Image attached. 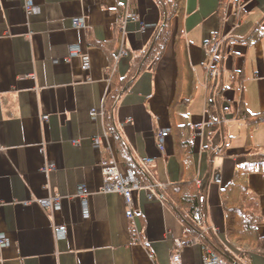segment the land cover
<instances>
[{
	"label": "crops",
	"instance_id": "1",
	"mask_svg": "<svg viewBox=\"0 0 264 264\" xmlns=\"http://www.w3.org/2000/svg\"><path fill=\"white\" fill-rule=\"evenodd\" d=\"M24 6V0H0V236L7 240L0 246V264H172L184 230L159 191L177 184L185 170L174 128L187 122L201 180L208 171L209 136L212 147L219 141L216 113L205 110L206 42L220 48L214 67L215 83L224 87L221 111L240 97L250 113L264 114V0H184L169 23L163 55L120 98L116 127L131 165L143 168L150 180L131 194L133 220L126 218L120 194L102 193L101 166L114 161L120 170L134 168L120 161L103 114L92 119L90 112L103 109L108 70L126 76L132 58L150 45L162 24L157 1L31 0L28 13ZM79 20L82 28L74 26ZM198 39L205 53L196 56ZM121 48L128 54L118 59ZM82 57L89 60L86 71ZM195 64L203 70L204 115L191 116L189 104L185 112L170 114L174 97L189 100L185 70H195ZM223 112L229 146L211 162L206 197L207 224L226 243L219 193L247 162L241 156L245 123ZM231 129L239 134L233 147ZM160 131L168 132L163 151L157 146ZM251 143L264 146V122L252 130ZM82 187L85 203L77 197ZM247 188L257 199V233L264 238L263 177L252 174ZM52 197L59 200L54 212L39 204ZM57 226L67 230L61 240L54 234ZM180 256V264H202L197 243ZM250 262L264 264V257L251 255Z\"/></svg>",
	"mask_w": 264,
	"mask_h": 264
},
{
	"label": "trees",
	"instance_id": "2",
	"mask_svg": "<svg viewBox=\"0 0 264 264\" xmlns=\"http://www.w3.org/2000/svg\"><path fill=\"white\" fill-rule=\"evenodd\" d=\"M162 17V24L154 34L150 45L139 55L132 58L126 76L118 77L111 67L108 70L110 88L103 104V125L108 134L116 140L117 154L123 164L133 167L138 180L142 184L150 182L149 176L140 166H132L130 151L123 144L122 137L115 124V111L120 98L128 92L136 77L150 64L157 62L163 55L164 49L170 39L169 23L177 12L183 9L184 0H156ZM223 6V5H222ZM222 9V8H221ZM221 13V12H220ZM219 13V14H220ZM221 20V16L219 18ZM105 49V44H97ZM220 61V60H219ZM221 62L217 63V66ZM206 85L205 110L215 112L214 124L219 129V141L215 147L211 145V135L205 147L208 159L207 174L199 180L195 175L193 164V145L189 140L188 124L174 128L178 139V149L181 155V167L183 176L174 185H169L159 191L161 200L181 223L187 233L184 239H197L203 254L214 253L220 256L226 264H251L250 256L264 257V238L257 233V225L261 218L258 212L257 199L248 193V178L252 174H259L264 179V146H254L251 143V132L255 126L264 122V114H252L244 106L239 97L234 106L227 101L228 108L223 111H231L233 119H242L246 127V138L242 157L246 164L235 169L230 182L220 190L219 197L224 214L223 243L215 231L207 224V192L212 178L211 162L217 155H223L229 146L230 138H226L223 126V111L221 105L226 102L222 97L224 87H218L209 91ZM189 100L179 101L174 97L170 105V114L185 112ZM217 150V151H216ZM198 210L201 215V224L193 219V212Z\"/></svg>",
	"mask_w": 264,
	"mask_h": 264
},
{
	"label": "built area",
	"instance_id": "3",
	"mask_svg": "<svg viewBox=\"0 0 264 264\" xmlns=\"http://www.w3.org/2000/svg\"><path fill=\"white\" fill-rule=\"evenodd\" d=\"M25 2V10L26 12H30L32 10L31 8V0H24ZM74 26L76 28H82L83 24L81 20L75 22ZM204 48L208 53V60L205 66V72H206V80L207 83H215L217 81L218 77V71L215 69L214 64L216 63L217 59V51L215 49V46L213 49L210 47L209 42L204 43ZM211 48V49H210ZM77 52L73 51L71 55L75 54ZM128 54L127 50L125 48H121L118 52L117 58L119 59L120 57L126 56ZM82 65L81 69L86 71L89 69V60L87 57H82ZM102 110H92L90 112V116L92 119L97 118L98 116H102ZM210 124L208 125V127ZM168 136L167 131H160L157 134V146L160 151H163L164 146H163V141L164 139ZM151 161H147V163H150ZM52 167L48 166L47 171H51ZM101 173L103 177V186H102V193L104 194H120L125 202L126 205V213L125 216L129 220H133L134 218V213H133V204H132V197L131 194L132 192L140 189L142 186L138 180L136 171L134 169H126V170H120L118 165L114 162H108L104 163L101 166ZM78 199L80 200L81 203H85L88 193L85 188H81L77 194ZM151 199V197H150ZM39 204L46 210H49L51 212L57 211L59 209V200L57 197H52L47 200H41L39 201ZM193 219L197 224H201V215L198 210H195L193 212ZM66 227L65 226H57L54 227V234L58 240H61L64 238L66 234ZM132 231L133 228H132ZM137 234V232H136ZM186 232H183V235L186 236ZM138 235V234H137ZM192 243H198L197 239H180L176 242V248L177 252L175 255L172 256V264H180V259H181V251L183 248L189 246ZM7 244V240L3 237L0 236V246H3ZM202 254H203V249ZM202 264H226V262L218 255L214 253H206L203 254L202 257Z\"/></svg>",
	"mask_w": 264,
	"mask_h": 264
},
{
	"label": "rangeland",
	"instance_id": "4",
	"mask_svg": "<svg viewBox=\"0 0 264 264\" xmlns=\"http://www.w3.org/2000/svg\"><path fill=\"white\" fill-rule=\"evenodd\" d=\"M220 16L224 15L225 12V8L224 6H222V9H220ZM199 43L195 42V47H196V56H198L199 54H201V52H204V48H203V41L199 40ZM215 49L217 52H219L220 48L218 49L217 46H215ZM205 56V54H204ZM217 70V68H216ZM191 75H192V81H191ZM185 77L187 80L188 77V85H187V89H186V95L189 97V105H188V112L191 116H194L196 118H202L204 115V91L202 89V84H203V70L199 69V66H197L195 64V70H185ZM227 80V77L225 76V81ZM220 84V83H219ZM218 83H211L208 87H210L209 91L213 90V88L215 89L216 87H218L219 85ZM183 85V76L181 74V87ZM207 85V84H206ZM224 90V89H223ZM223 93V91H222ZM227 114H231V111H228L226 113ZM225 115V114H224ZM223 115V116H224ZM216 118V115H215ZM214 118V119H215ZM214 123V120H213ZM237 129H231L230 132V136L232 137V144L231 147L234 146V144L236 143L237 139H238V131L236 132ZM240 131V130H239ZM233 133V134H232ZM239 140V139H238Z\"/></svg>",
	"mask_w": 264,
	"mask_h": 264
},
{
	"label": "water",
	"instance_id": "5",
	"mask_svg": "<svg viewBox=\"0 0 264 264\" xmlns=\"http://www.w3.org/2000/svg\"><path fill=\"white\" fill-rule=\"evenodd\" d=\"M214 180H216V178H214Z\"/></svg>",
	"mask_w": 264,
	"mask_h": 264
}]
</instances>
